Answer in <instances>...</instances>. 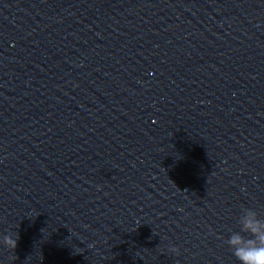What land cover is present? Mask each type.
Listing matches in <instances>:
<instances>
[{"label":"water","instance_id":"water-1","mask_svg":"<svg viewBox=\"0 0 264 264\" xmlns=\"http://www.w3.org/2000/svg\"><path fill=\"white\" fill-rule=\"evenodd\" d=\"M245 208L264 0H0V264H240Z\"/></svg>","mask_w":264,"mask_h":264},{"label":"clouds","instance_id":"clouds-1","mask_svg":"<svg viewBox=\"0 0 264 264\" xmlns=\"http://www.w3.org/2000/svg\"><path fill=\"white\" fill-rule=\"evenodd\" d=\"M239 231H232L226 243L240 264H264V219L256 210L245 208L238 218ZM18 234L0 236V244L15 249ZM172 252L179 254L177 248Z\"/></svg>","mask_w":264,"mask_h":264}]
</instances>
